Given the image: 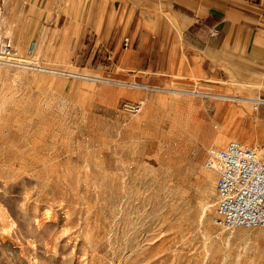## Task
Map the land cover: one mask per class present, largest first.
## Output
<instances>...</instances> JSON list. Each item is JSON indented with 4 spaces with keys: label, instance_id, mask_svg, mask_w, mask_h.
I'll use <instances>...</instances> for the list:
<instances>
[{
    "label": "rangeland",
    "instance_id": "obj_1",
    "mask_svg": "<svg viewBox=\"0 0 264 264\" xmlns=\"http://www.w3.org/2000/svg\"><path fill=\"white\" fill-rule=\"evenodd\" d=\"M160 1L8 5L0 264H264V226L214 223L205 167L231 140L264 158V67L238 50L202 76Z\"/></svg>",
    "mask_w": 264,
    "mask_h": 264
},
{
    "label": "crops",
    "instance_id": "obj_2",
    "mask_svg": "<svg viewBox=\"0 0 264 264\" xmlns=\"http://www.w3.org/2000/svg\"><path fill=\"white\" fill-rule=\"evenodd\" d=\"M21 3L28 0H0V31L6 28L8 5ZM159 3L169 5L187 29L196 27L197 39L190 43L189 52L193 66L202 76L215 77L217 70L221 71L238 50L264 67V0H161ZM176 4L183 7L181 11L175 9ZM168 19L178 30L176 20Z\"/></svg>",
    "mask_w": 264,
    "mask_h": 264
},
{
    "label": "built area",
    "instance_id": "obj_3",
    "mask_svg": "<svg viewBox=\"0 0 264 264\" xmlns=\"http://www.w3.org/2000/svg\"><path fill=\"white\" fill-rule=\"evenodd\" d=\"M129 43L127 39L126 46ZM16 61L15 44L2 37L0 63L18 64ZM132 109L138 111L139 106ZM205 167L217 175L214 223L224 229L263 227L264 158L259 146L231 140Z\"/></svg>",
    "mask_w": 264,
    "mask_h": 264
},
{
    "label": "bare ground",
    "instance_id": "obj_4",
    "mask_svg": "<svg viewBox=\"0 0 264 264\" xmlns=\"http://www.w3.org/2000/svg\"><path fill=\"white\" fill-rule=\"evenodd\" d=\"M0 40H1V35H0ZM16 58H17V57H16ZM29 61H30V60H29ZM29 61H27V63H30ZM31 63H32V62H31ZM34 64H35V63H34ZM27 66H28V65H27ZM28 68H29V67H28ZM203 94H204V93H203ZM205 94H206V93H205ZM217 97H218V96H217ZM219 97H222V98L224 97V99H225V98H227L228 96H227V97H226V96H219ZM229 99H230V97H229ZM259 101H260V100H259ZM256 102H257V101H256ZM213 153H215V152H213ZM217 153H218V152H217ZM217 153H216V154H217Z\"/></svg>",
    "mask_w": 264,
    "mask_h": 264
}]
</instances>
